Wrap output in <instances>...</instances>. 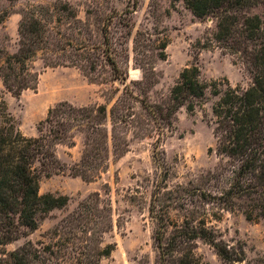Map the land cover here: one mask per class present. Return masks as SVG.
<instances>
[{"label": "rangeland", "instance_id": "rangeland-1", "mask_svg": "<svg viewBox=\"0 0 264 264\" xmlns=\"http://www.w3.org/2000/svg\"><path fill=\"white\" fill-rule=\"evenodd\" d=\"M256 1L245 14L264 21V0ZM27 7L43 19L44 42L28 62L39 73L37 87L16 96L2 69L19 51ZM217 31L214 16H197L185 0H0V111H8L25 136L37 137L60 103L105 105L99 136L109 133L105 167L89 180L71 168L85 150L80 128L72 132L76 145H57L69 168L43 175L40 194L65 196L67 204L39 218L35 230L24 227L21 238L0 244V264H15L11 252L22 247L28 264H157V231L169 239L185 221L198 229L204 222L217 241L242 249L245 264H264V218L251 221L239 207L225 205L214 197L225 184L208 179L221 163L212 110L218 97L208 89L194 112L179 107L167 120L132 98L165 107L181 72L193 65L210 85L228 79L248 87L252 64L223 47L232 41H218ZM241 44L237 51L255 47ZM193 246L203 264H226L207 241ZM106 248L110 253L102 255Z\"/></svg>", "mask_w": 264, "mask_h": 264}, {"label": "trees", "instance_id": "trees-1", "mask_svg": "<svg viewBox=\"0 0 264 264\" xmlns=\"http://www.w3.org/2000/svg\"><path fill=\"white\" fill-rule=\"evenodd\" d=\"M187 6L200 17L214 16L218 21L215 38L230 42L222 45L234 54L252 64V82L248 87L232 86L228 79L208 84L200 78V68L186 67L176 85L171 89L169 102L163 106H151L144 100L132 98L151 112H159L167 120L170 113L185 106L194 112L196 106L204 103L208 89L218 97L213 104L214 132L217 138L216 153L220 164L207 174L209 181L225 184L220 189L219 199L230 208L239 207L246 218L258 221L264 218V21L259 16L245 13L256 0H185ZM33 7L24 9L20 25V48L9 55L3 70V81L9 91L20 96L28 88H36L39 73L28 65L37 56V48L44 42L43 19ZM242 40L255 44L254 49L242 47ZM234 48V49H233ZM225 89H220V85ZM126 100V96H125ZM158 109V110H155ZM165 110V111H164ZM107 117L105 105L96 107H76L71 103H60L50 108L48 116L39 125V136L27 137L16 126L8 111H0V244L21 238L22 228L35 230L38 219L50 210L67 204L65 196L52 193L40 194L43 175L50 176L68 169L56 153L59 144L76 145L73 128L78 127L85 134V150L75 169V176L89 180L104 169L109 156V133L104 130V138L99 135L100 118ZM126 122V121H125ZM112 140L115 150L119 148L112 123ZM105 153V154H103ZM212 197V194L206 193ZM159 220V219H158ZM160 222V220L158 221ZM186 222L180 225L178 233L166 238L157 231L159 249L157 264H203L194 251L197 239L207 241L226 264H245L244 251L220 243L214 233L205 227L200 229ZM179 227L178 224H176ZM110 249L102 251L108 255ZM25 247L11 252L15 264H28ZM141 264H150L143 261Z\"/></svg>", "mask_w": 264, "mask_h": 264}]
</instances>
